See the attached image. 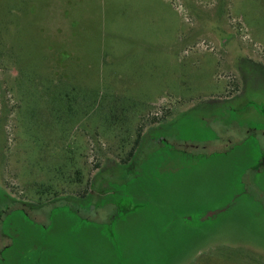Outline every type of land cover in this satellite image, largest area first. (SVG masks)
<instances>
[{"label": "rangeland", "instance_id": "1", "mask_svg": "<svg viewBox=\"0 0 264 264\" xmlns=\"http://www.w3.org/2000/svg\"><path fill=\"white\" fill-rule=\"evenodd\" d=\"M253 104L264 0H0V264H264Z\"/></svg>", "mask_w": 264, "mask_h": 264}, {"label": "flooded vegetation", "instance_id": "2", "mask_svg": "<svg viewBox=\"0 0 264 264\" xmlns=\"http://www.w3.org/2000/svg\"><path fill=\"white\" fill-rule=\"evenodd\" d=\"M244 60H247L248 61V59H245V58H244ZM253 64H254L253 65L254 68H260V64H256L254 62H253ZM243 83H245L244 80L242 81V88H243V90L241 88L239 91H237V94H235L234 96L227 97V100H234V99H236V98L239 97L238 95H240V94L242 95L243 94V91L245 90V87H246V85H245V87L243 86ZM246 89H247V87H246ZM252 108L254 109V111L257 114H260V115L264 116V107H262L260 105H257V104H253ZM147 140H148V136H146L145 138H143L142 143L139 146L138 150L134 154H132V155L130 153V156H128V160L124 163L123 166H120V169H121V172H122V173L120 172L121 173V176L130 175V172H128V171L131 168V166L133 167V164L135 163L133 161L136 160V159L139 160L140 158H142V156H144V151L143 150H144V148H146L145 147V144H146V141ZM162 142H163V140L160 139L158 142H154V145H156L157 147H160V146L162 147L163 146ZM263 168H264V158L261 160V162H260L259 165H256L253 168V170L255 172H258V171L262 170ZM105 172L99 174V176L104 175ZM90 188L92 189L90 192L87 193L85 191L83 193V195H82L83 200H81L82 202L83 201L91 200L92 197H95V196H97V197H100V196L101 197H106V196H108V192H107L108 182L106 180L104 181L103 178H99L97 176L95 178L94 182L91 184V187Z\"/></svg>", "mask_w": 264, "mask_h": 264}, {"label": "trees", "instance_id": "3", "mask_svg": "<svg viewBox=\"0 0 264 264\" xmlns=\"http://www.w3.org/2000/svg\"><path fill=\"white\" fill-rule=\"evenodd\" d=\"M128 160V159H127ZM127 160H125V161H127ZM6 197V196H5ZM125 212H127L128 213V210H125ZM129 212H131V210L129 211Z\"/></svg>", "mask_w": 264, "mask_h": 264}, {"label": "water", "instance_id": "4", "mask_svg": "<svg viewBox=\"0 0 264 264\" xmlns=\"http://www.w3.org/2000/svg\"><path fill=\"white\" fill-rule=\"evenodd\" d=\"M211 216H212V214H211Z\"/></svg>", "mask_w": 264, "mask_h": 264}]
</instances>
